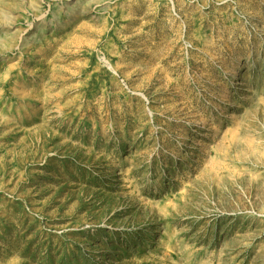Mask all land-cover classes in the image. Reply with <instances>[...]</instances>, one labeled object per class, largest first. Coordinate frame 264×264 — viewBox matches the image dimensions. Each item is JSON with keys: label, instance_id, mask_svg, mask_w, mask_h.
Segmentation results:
<instances>
[{"label": "rangeland", "instance_id": "rangeland-1", "mask_svg": "<svg viewBox=\"0 0 264 264\" xmlns=\"http://www.w3.org/2000/svg\"><path fill=\"white\" fill-rule=\"evenodd\" d=\"M0 264H264V0H0Z\"/></svg>", "mask_w": 264, "mask_h": 264}]
</instances>
